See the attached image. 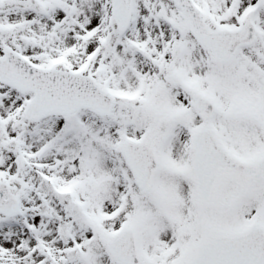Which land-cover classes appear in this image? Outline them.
Segmentation results:
<instances>
[{
  "label": "snow or ice",
  "instance_id": "snow-or-ice-1",
  "mask_svg": "<svg viewBox=\"0 0 264 264\" xmlns=\"http://www.w3.org/2000/svg\"><path fill=\"white\" fill-rule=\"evenodd\" d=\"M0 264H264V0H0Z\"/></svg>",
  "mask_w": 264,
  "mask_h": 264
}]
</instances>
